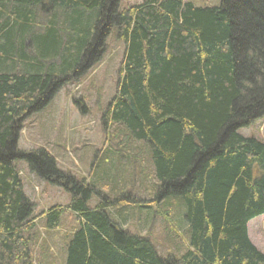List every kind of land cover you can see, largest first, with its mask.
Segmentation results:
<instances>
[{
  "label": "trees",
  "instance_id": "obj_1",
  "mask_svg": "<svg viewBox=\"0 0 264 264\" xmlns=\"http://www.w3.org/2000/svg\"><path fill=\"white\" fill-rule=\"evenodd\" d=\"M120 1L0 0V264H32L41 218L18 161L72 197L66 209L81 226L65 264H264L248 231L264 216V0H143L122 9ZM113 35L125 51L102 124L129 147L131 186L110 200L58 170L44 150H20L19 140L25 121L84 77ZM136 142L153 166L151 203L179 204L174 224L187 233L180 257H162L108 211L143 204L132 194L142 166L129 153ZM62 215L51 208L47 227Z\"/></svg>",
  "mask_w": 264,
  "mask_h": 264
},
{
  "label": "rangeland",
  "instance_id": "obj_2",
  "mask_svg": "<svg viewBox=\"0 0 264 264\" xmlns=\"http://www.w3.org/2000/svg\"><path fill=\"white\" fill-rule=\"evenodd\" d=\"M142 1L121 0L120 8ZM193 1L207 5L220 3V0ZM124 51L121 40L115 35L108 37L102 59L84 77L63 87L45 109L30 116L24 123L19 140L20 150L27 153L44 150L55 160L58 170L79 182L84 180L95 187L100 196L107 195L110 200L122 195L125 185L131 186L128 167L124 169L129 147L117 136L118 128L105 129L102 124L103 112L117 93ZM76 100L78 102L75 103ZM261 126L260 135L264 136V121L259 122L257 128ZM129 153H133L134 160L142 165L137 168L138 184L132 194L143 204L130 205L124 210L110 208L108 211L121 230L148 237L162 257L182 256L186 250L187 233L174 224L179 204L154 206L151 203L153 193L149 187L153 186V189L156 181L148 148L136 142ZM16 165L25 195L35 205L34 214L41 217L35 221L36 229L31 235L32 264H65L67 244L81 226L76 214L66 209L72 197L60 184H53L33 173L26 162L18 161ZM140 168L147 173H142ZM100 196H93L89 203L92 208L101 203ZM53 207L62 208L63 215L59 224L49 229L45 215ZM248 231L253 244L264 253V216L250 221Z\"/></svg>",
  "mask_w": 264,
  "mask_h": 264
}]
</instances>
